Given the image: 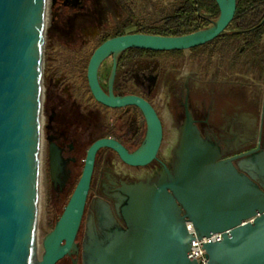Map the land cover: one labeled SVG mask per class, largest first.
Listing matches in <instances>:
<instances>
[{"label": "water", "instance_id": "obj_1", "mask_svg": "<svg viewBox=\"0 0 264 264\" xmlns=\"http://www.w3.org/2000/svg\"><path fill=\"white\" fill-rule=\"evenodd\" d=\"M215 1L220 14L202 30L176 37L127 34L94 51L87 68L93 98L111 109L139 108L147 132L133 153L111 138L89 147L81 178L54 228L42 239L39 254L44 44L47 16L57 0H0V264H58L78 254L76 240L101 149L113 150L133 167L158 159L163 128L156 111L141 97L114 93L119 58L129 49L186 51L213 42L226 32L237 8V0ZM110 57L106 92L99 70ZM161 153L170 155V148ZM173 157L172 169L150 188L131 189L122 210L128 230L109 216V231L103 237L90 232L83 264H198L189 258L193 242L217 233L223 239L203 247L207 264H264V156L238 163V156L222 159L219 146L203 138L185 103ZM62 168L60 151L51 145L53 183ZM106 211L109 214L108 207Z\"/></svg>", "mask_w": 264, "mask_h": 264}, {"label": "flooded vegetation", "instance_id": "obj_2", "mask_svg": "<svg viewBox=\"0 0 264 264\" xmlns=\"http://www.w3.org/2000/svg\"><path fill=\"white\" fill-rule=\"evenodd\" d=\"M81 1L57 0L56 5L84 12L86 0L80 5ZM135 31V27L130 26L124 35L138 34ZM231 34L221 35L225 41L220 63L214 70L184 71L179 56L137 54L130 51L132 49L123 52L114 93L136 95L150 103L161 121L163 142L164 136L169 134L176 136L175 143H171L170 155H163L160 149L158 159L144 167L127 165L108 148L98 152L76 240L79 252L58 264H73L74 260L83 264V246L90 232L103 237L109 231V216L120 229L128 230L122 210L131 189L143 186L146 190L172 169L173 152L185 120V103L203 138L219 146L222 159L238 156L234 161L238 163L264 156V49L256 55L244 40L237 53L226 39ZM95 50L90 52L91 57ZM82 52L83 48L77 49L75 55L81 56ZM57 57L58 53H54L52 61L46 60L44 54L43 82L47 84V94L42 106V145L47 152V176L52 195L64 202L61 216L81 178L89 147L99 139L111 138L133 153L145 138L147 123L135 106L111 109L96 102L90 89L87 91L80 85L74 73L66 70L63 73L60 65L54 67ZM112 66L110 57L99 70V81L106 92ZM51 145L60 151L63 160L57 183L50 178Z\"/></svg>", "mask_w": 264, "mask_h": 264}, {"label": "rangeland", "instance_id": "obj_3", "mask_svg": "<svg viewBox=\"0 0 264 264\" xmlns=\"http://www.w3.org/2000/svg\"><path fill=\"white\" fill-rule=\"evenodd\" d=\"M178 1L86 0L84 2V12L77 9H65L55 4L47 16L44 44L46 60L52 61L54 53H58L57 65L54 67L60 65V70L63 73L66 70L68 73L73 74L75 67L71 59L77 49L86 46L92 47L100 37L111 33L114 29L127 24L129 21L134 24L154 25L171 14ZM85 12L87 13L85 14ZM231 31V29H227L224 35H228ZM224 41L225 37L216 42L215 52L211 56L206 54L204 50L183 51L181 59L184 71L194 72L199 68L205 69V71L214 70L220 63L219 59ZM221 66L223 68V64ZM232 74L234 75V73ZM43 85L44 95H46L45 87L47 84L43 82ZM171 143H173V136L166 134L161 152L171 148ZM41 166L37 223L38 248L41 247L42 239L54 228L64 206V202H59L52 195L47 176V152L44 147L42 148Z\"/></svg>", "mask_w": 264, "mask_h": 264}, {"label": "trees", "instance_id": "obj_4", "mask_svg": "<svg viewBox=\"0 0 264 264\" xmlns=\"http://www.w3.org/2000/svg\"><path fill=\"white\" fill-rule=\"evenodd\" d=\"M219 14V7L215 0H179L171 14L154 25L134 24L132 21H129L127 24L114 29L111 33L100 37L92 47H84V52H82L81 56L73 55L71 62H73L75 67L74 74L76 79L80 85H83L89 91L86 74L91 57L90 52L97 49L105 41L126 34V30L130 26L135 27L136 31L134 33L167 37L184 36L208 27L210 21L217 19ZM263 21L264 0H237L236 13L232 23L228 27V29L232 30V34L226 37L237 53H239V49L242 47V41L247 40L249 49L253 50L256 55L261 54L260 49H264ZM219 38L222 39L224 37L220 36ZM219 38L204 46L191 49V51L204 50L206 54L211 56L215 52V45ZM130 51L137 54H165L179 56L180 58L183 54V51L152 52L138 49Z\"/></svg>", "mask_w": 264, "mask_h": 264}, {"label": "built area", "instance_id": "obj_5", "mask_svg": "<svg viewBox=\"0 0 264 264\" xmlns=\"http://www.w3.org/2000/svg\"><path fill=\"white\" fill-rule=\"evenodd\" d=\"M190 231L194 233L193 228L191 226H190ZM222 239L223 237L221 233H217L216 235H213L209 238L204 237L201 241L196 238L192 244L191 254H189V258L191 260L196 259L198 264H207L208 259L206 257V252L203 248L204 245L210 242H219Z\"/></svg>", "mask_w": 264, "mask_h": 264}, {"label": "bare ground", "instance_id": "obj_6", "mask_svg": "<svg viewBox=\"0 0 264 264\" xmlns=\"http://www.w3.org/2000/svg\"><path fill=\"white\" fill-rule=\"evenodd\" d=\"M41 159H42V155H41ZM42 167V166H41ZM40 185V184H39ZM39 189H40V187H39ZM38 249V253L40 254L41 252H42V248L40 247V248H37Z\"/></svg>", "mask_w": 264, "mask_h": 264}]
</instances>
